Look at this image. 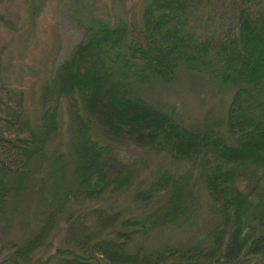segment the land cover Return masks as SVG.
<instances>
[{
    "label": "trees",
    "instance_id": "16d2710c",
    "mask_svg": "<svg viewBox=\"0 0 264 264\" xmlns=\"http://www.w3.org/2000/svg\"><path fill=\"white\" fill-rule=\"evenodd\" d=\"M79 23L36 120L0 81V224L39 210L35 234L4 262L264 264V0H146L137 30L98 15ZM181 73L231 91L222 122L187 125L143 98ZM133 149L141 159H120ZM201 210L212 223L194 235ZM179 231L187 242L172 238ZM157 232L170 240L150 246Z\"/></svg>",
    "mask_w": 264,
    "mask_h": 264
},
{
    "label": "rangeland",
    "instance_id": "374dc122",
    "mask_svg": "<svg viewBox=\"0 0 264 264\" xmlns=\"http://www.w3.org/2000/svg\"><path fill=\"white\" fill-rule=\"evenodd\" d=\"M145 1L0 0V81L8 83L13 92L24 93L26 114L31 121L36 120L40 88L50 81L58 64L67 59L82 40L83 28L79 18L98 15L112 26L125 22L133 30H137ZM214 26L215 24L211 25V32L215 29ZM180 75L172 85L144 88L143 98L151 105L173 111L176 119L187 125L222 122L231 91H221L217 85L198 77L183 73ZM62 108L61 120L65 125L60 135L61 141L67 135L69 122V110L64 103ZM8 133L0 122V136L5 137ZM142 152L134 149L131 153L122 151L119 157L124 161H134L136 158L141 159L139 154L142 156ZM148 158L149 166H161L163 163V159L158 156ZM173 169L171 171L177 173L182 170L179 166H174ZM151 170L155 172L156 169ZM149 175L147 173L146 176ZM122 200L128 202V197H122ZM38 212V207L33 206L26 219L14 217L11 228H3L0 224V264H7L4 261L8 259L6 257L15 244L35 234ZM192 221L194 235L200 234L212 223L204 210L197 212ZM65 227L66 223L63 222L55 227L50 238L54 237L51 242L53 247L60 244ZM172 238H176L178 242L188 241L182 231L176 232ZM166 239L170 240L168 234L157 232L149 237L148 242L150 246H156Z\"/></svg>",
    "mask_w": 264,
    "mask_h": 264
}]
</instances>
